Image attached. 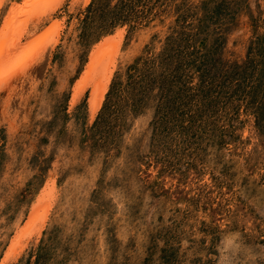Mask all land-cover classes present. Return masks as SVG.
Listing matches in <instances>:
<instances>
[{"label": "rangeland", "instance_id": "obj_1", "mask_svg": "<svg viewBox=\"0 0 264 264\" xmlns=\"http://www.w3.org/2000/svg\"><path fill=\"white\" fill-rule=\"evenodd\" d=\"M46 3L0 0V264H264V0Z\"/></svg>", "mask_w": 264, "mask_h": 264}, {"label": "bare ground", "instance_id": "obj_2", "mask_svg": "<svg viewBox=\"0 0 264 264\" xmlns=\"http://www.w3.org/2000/svg\"><path fill=\"white\" fill-rule=\"evenodd\" d=\"M73 1H78V0H73ZM45 2H47L46 4H47V8L49 9V5H51L50 3L52 2V0H38V5H42L43 3H45ZM83 2H84V4L86 5L87 3H88V0H83ZM73 3V2H72ZM46 7H44V9H47ZM47 9V10H48ZM43 12H45V11H43ZM12 17H13V15H12ZM9 26V24H7L6 25V27H8ZM5 29H7V28H5ZM8 30V29H7ZM50 32H52V31H50ZM5 38V37H4ZM1 39V38H0ZM121 39H122V37H121V35H118L117 37H115V38H113L112 39V41L110 42V44H106V45H104V46H100V47H97V50L94 52V54L93 55H91V57H93V61L94 60H96V56L97 57H99L100 55H103V54H105V53H109V52H113V54L116 52V51H118V49H119V47H120V45H121ZM3 41V40H2ZM8 41V40H7ZM0 42H1V40H0ZM2 43V42H1ZM6 43V42H5ZM4 44V43H3ZM5 45V44H4ZM3 45V46H4ZM9 45V44H8ZM6 48H8L7 47V45H6ZM5 50H7V49H5ZM9 53V52H8ZM3 54V53H2ZM1 54V58H3V55ZM10 55V54H9ZM7 57H5V59L6 60H8V58L10 57V56H8V54L6 55ZM107 56V55H106ZM106 56H104V57H106ZM108 57H112V56H108ZM107 57V58H108ZM2 60V59H1ZM0 60V61H1ZM6 63V62H5ZM3 66V65H2ZM101 66V65H100ZM1 67V66H0ZM104 70H100L101 72H105V75H108L109 73H108V71H106V69L105 68H103ZM6 70V69H5ZM104 72H103V74H104ZM4 76V75H3ZM99 78V77H98ZM104 79V78H103ZM106 80H108V79H106ZM105 79H104V81H106ZM104 85V84H103ZM102 86V85H101ZM104 86H102V88H103ZM105 90H106V87H105V89L102 91V92H100L98 95H92V97L90 98V100H89V108H90V114H91V117H94V114H95V112L97 111V109H98V107H99V105H100V101H101V99L103 98V96H104V94H105ZM76 94H77V92H76ZM78 95L79 94H77V95H74V97H73V101H75V99L78 97ZM11 96V95H10ZM43 194H41L39 197H38V199H37V201H36V203H35V205H34V209L35 208H37V205L38 206H40L41 204H42V202L44 201V198H46L47 196H46V194L44 193V191L42 192ZM33 217V216H32ZM34 219H32V221L30 222V225L32 226L33 225V223L35 222V217H33Z\"/></svg>", "mask_w": 264, "mask_h": 264}, {"label": "trees", "instance_id": "obj_3", "mask_svg": "<svg viewBox=\"0 0 264 264\" xmlns=\"http://www.w3.org/2000/svg\"><path fill=\"white\" fill-rule=\"evenodd\" d=\"M94 13H95V10L93 11ZM114 23V22H113ZM165 55H167V54H165Z\"/></svg>", "mask_w": 264, "mask_h": 264}]
</instances>
